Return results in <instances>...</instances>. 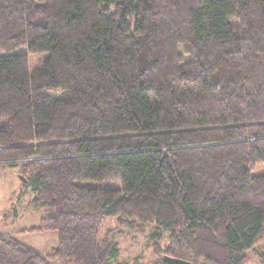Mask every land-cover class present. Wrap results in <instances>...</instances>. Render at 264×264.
Returning <instances> with one entry per match:
<instances>
[{
	"label": "trees",
	"instance_id": "trees-1",
	"mask_svg": "<svg viewBox=\"0 0 264 264\" xmlns=\"http://www.w3.org/2000/svg\"><path fill=\"white\" fill-rule=\"evenodd\" d=\"M0 145L50 208L23 231L57 233L48 254L0 233V264H130L107 218L152 225L160 264H245L264 241V0H0Z\"/></svg>",
	"mask_w": 264,
	"mask_h": 264
},
{
	"label": "rangeland",
	"instance_id": "rangeland-1",
	"mask_svg": "<svg viewBox=\"0 0 264 264\" xmlns=\"http://www.w3.org/2000/svg\"><path fill=\"white\" fill-rule=\"evenodd\" d=\"M183 45L179 51L183 53ZM17 52L29 55L31 69H36L43 63L46 54H30L26 48ZM185 59L188 55L184 54ZM60 96V94L58 95ZM20 167L0 165V233L12 236L21 244L32 247L41 254H48L57 245V233L20 232L23 228H31L40 223L41 218L48 215L50 208L34 203L35 194L30 186L24 184L20 178ZM255 174H264V164H260ZM108 184H104L107 186ZM114 186V185H111ZM21 198V199H20ZM152 225L129 229L117 225L116 220L107 218L102 228V237H110L118 243L119 253L114 262L130 264H160V257L154 253L150 241ZM168 233H164L163 245L167 244ZM248 258L245 264H264V241H260L255 248L247 251ZM57 264H65L59 261ZM74 264V263H71Z\"/></svg>",
	"mask_w": 264,
	"mask_h": 264
},
{
	"label": "water",
	"instance_id": "water-1",
	"mask_svg": "<svg viewBox=\"0 0 264 264\" xmlns=\"http://www.w3.org/2000/svg\"><path fill=\"white\" fill-rule=\"evenodd\" d=\"M20 178L22 179L23 182H26V178L20 174ZM163 261L166 264H193L192 261L186 260V259H181L177 257H172L169 255H164L163 256Z\"/></svg>",
	"mask_w": 264,
	"mask_h": 264
},
{
	"label": "built area",
	"instance_id": "built-area-1",
	"mask_svg": "<svg viewBox=\"0 0 264 264\" xmlns=\"http://www.w3.org/2000/svg\"><path fill=\"white\" fill-rule=\"evenodd\" d=\"M5 149V146L0 145V152L3 151ZM1 162V161H0Z\"/></svg>",
	"mask_w": 264,
	"mask_h": 264
},
{
	"label": "crops",
	"instance_id": "crops-1",
	"mask_svg": "<svg viewBox=\"0 0 264 264\" xmlns=\"http://www.w3.org/2000/svg\"><path fill=\"white\" fill-rule=\"evenodd\" d=\"M21 199V198H20ZM33 201V200H32ZM25 229H27V228H25ZM24 230V228L20 231V232H24L23 231ZM24 233H26V232H24ZM4 234V233H3ZM11 238H13L12 236H10ZM13 239H15V238H13ZM16 240V239H15Z\"/></svg>",
	"mask_w": 264,
	"mask_h": 264
},
{
	"label": "bare ground",
	"instance_id": "bare-ground-1",
	"mask_svg": "<svg viewBox=\"0 0 264 264\" xmlns=\"http://www.w3.org/2000/svg\"><path fill=\"white\" fill-rule=\"evenodd\" d=\"M7 163V162H6ZM42 221V220H41Z\"/></svg>",
	"mask_w": 264,
	"mask_h": 264
}]
</instances>
